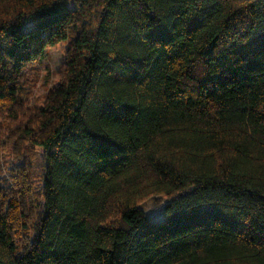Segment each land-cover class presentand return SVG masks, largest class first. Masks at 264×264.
I'll list each match as a JSON object with an SVG mask.
<instances>
[{
	"label": "trees",
	"instance_id": "16d2710c",
	"mask_svg": "<svg viewBox=\"0 0 264 264\" xmlns=\"http://www.w3.org/2000/svg\"><path fill=\"white\" fill-rule=\"evenodd\" d=\"M62 42L19 131L42 183L0 184V264H264V0H0V113Z\"/></svg>",
	"mask_w": 264,
	"mask_h": 264
},
{
	"label": "rangeland",
	"instance_id": "374dc122",
	"mask_svg": "<svg viewBox=\"0 0 264 264\" xmlns=\"http://www.w3.org/2000/svg\"><path fill=\"white\" fill-rule=\"evenodd\" d=\"M73 1V0H70ZM78 8V5L74 3ZM94 6L90 4L87 22H93ZM68 42L57 43L54 46L46 47L43 54L34 62L28 63L22 70L19 79V97L15 108L18 117L9 119L11 113L6 109L0 113V184L7 188L13 187L16 181L23 182L32 188H39L42 183V176L46 167L44 150L32 145L23 143L19 135L20 127L28 120L32 112L42 106L49 91L59 81V76L63 70L64 60L68 54ZM16 154L20 155L15 158ZM24 165L23 178H20L18 165ZM13 184V185H10ZM25 184V182H24ZM167 200L166 197L163 198ZM140 207L152 220H159L163 216V207L154 206L152 198L144 199ZM33 220H31L32 224ZM22 235L20 241H24Z\"/></svg>",
	"mask_w": 264,
	"mask_h": 264
}]
</instances>
